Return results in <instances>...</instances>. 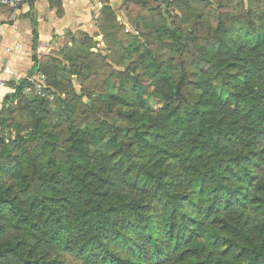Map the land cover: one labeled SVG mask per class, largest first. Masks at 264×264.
<instances>
[{"label": "trees", "instance_id": "obj_1", "mask_svg": "<svg viewBox=\"0 0 264 264\" xmlns=\"http://www.w3.org/2000/svg\"><path fill=\"white\" fill-rule=\"evenodd\" d=\"M102 17L116 28L109 7ZM257 20L219 27L196 47L199 107L173 56L142 55L138 44L125 51L139 59L89 100L92 123L76 124V104L60 101L50 126L49 97L10 83L0 109V264H264V10ZM157 32L172 54L193 35ZM75 61L65 69L32 57L47 95L84 97L63 77L79 75ZM136 67L144 80L131 77ZM16 109L31 122L12 123L11 138ZM62 126L64 140L49 130Z\"/></svg>", "mask_w": 264, "mask_h": 264}, {"label": "rangeland", "instance_id": "obj_2", "mask_svg": "<svg viewBox=\"0 0 264 264\" xmlns=\"http://www.w3.org/2000/svg\"><path fill=\"white\" fill-rule=\"evenodd\" d=\"M148 2L145 6L139 3L129 12H113L116 14L115 29L105 27L104 23L102 24L103 17L100 16L96 20L97 28L102 33L98 43H95L92 35L87 33L68 36L63 49L60 51V58L52 57V59L59 63V65L54 63L57 64L55 66L71 69L73 68L71 63L75 61L77 55L80 56L74 62L79 67V75L73 76L65 73L63 77L70 80L76 89V93L84 94V97L80 99L73 94L58 97V95L53 94V96L49 92L48 112H43L42 115L45 120L52 124L50 126L55 124L56 110L59 108L60 101L76 104L77 111L73 119L76 124L83 125L93 122L92 114L87 107L89 100L105 90L110 75L124 72L126 67L131 68V63L139 59V54L128 59L125 50L131 44H138L139 52L142 55H144V48H147L154 57L164 61L173 56L172 63L175 68L179 71L183 69L187 73L186 98L192 105L199 107L197 92L191 85L192 73L195 72V63L199 58L196 47L212 42L214 33L219 27L227 28L233 32L238 27L257 26V18L264 10V0H180V3L177 0H148ZM151 9L154 11H150ZM162 25L180 30L185 29L193 34L186 43V51L172 54L168 50L171 41L168 38L159 37L157 32V28ZM94 43L98 46H95ZM88 63L90 65L85 68ZM131 74L133 78L138 76L141 77V80L145 79L137 67L135 72ZM115 86H118L117 81ZM103 111V109H99L101 114ZM11 118V124L18 125L20 130L25 129L31 122L30 114L21 109H16ZM13 124L5 130L6 134H10V136L12 132H15V125ZM49 130L57 133L60 140H64L66 137L65 126L61 128L50 127Z\"/></svg>", "mask_w": 264, "mask_h": 264}, {"label": "crops", "instance_id": "obj_3", "mask_svg": "<svg viewBox=\"0 0 264 264\" xmlns=\"http://www.w3.org/2000/svg\"><path fill=\"white\" fill-rule=\"evenodd\" d=\"M140 1L145 0H34L15 9L0 7V77L9 86L35 74L32 57L60 58L69 35L87 33L99 42L102 33L96 20L102 17V9L129 12ZM4 67L12 76L2 73ZM8 86H0V109L12 88Z\"/></svg>", "mask_w": 264, "mask_h": 264}, {"label": "built area", "instance_id": "obj_4", "mask_svg": "<svg viewBox=\"0 0 264 264\" xmlns=\"http://www.w3.org/2000/svg\"><path fill=\"white\" fill-rule=\"evenodd\" d=\"M34 0H0V7H6L10 9L18 8L21 5H24L26 3L33 2ZM9 52V50H7ZM3 74L12 76V72L9 70V68L4 67ZM25 80V86L23 89V94L27 95L29 97H36V98H47L48 95L46 93V77L42 74H33L28 75L23 78ZM20 81V80H19ZM19 81L15 82L14 85H16ZM0 86L1 87H7V82L4 81L0 77ZM14 132L11 134V138H13ZM9 138H5V143H9Z\"/></svg>", "mask_w": 264, "mask_h": 264}]
</instances>
